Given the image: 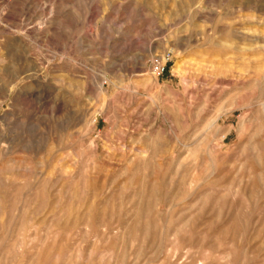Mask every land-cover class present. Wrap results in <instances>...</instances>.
I'll list each match as a JSON object with an SVG mask.
<instances>
[{"label":"rangeland","instance_id":"rangeland-1","mask_svg":"<svg viewBox=\"0 0 264 264\" xmlns=\"http://www.w3.org/2000/svg\"><path fill=\"white\" fill-rule=\"evenodd\" d=\"M0 264H264V0H0Z\"/></svg>","mask_w":264,"mask_h":264},{"label":"built area","instance_id":"built-area-1","mask_svg":"<svg viewBox=\"0 0 264 264\" xmlns=\"http://www.w3.org/2000/svg\"><path fill=\"white\" fill-rule=\"evenodd\" d=\"M164 71H165L164 65L156 66L154 69V74L159 77L163 75Z\"/></svg>","mask_w":264,"mask_h":264}]
</instances>
